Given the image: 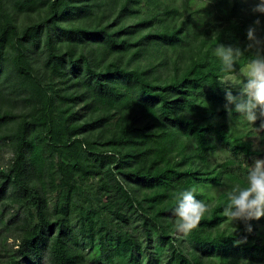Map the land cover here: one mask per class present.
Segmentation results:
<instances>
[{"label": "trees", "instance_id": "16d2710c", "mask_svg": "<svg viewBox=\"0 0 264 264\" xmlns=\"http://www.w3.org/2000/svg\"><path fill=\"white\" fill-rule=\"evenodd\" d=\"M257 2L0 0V147L13 151L0 164V224L19 235L0 264H264V217L233 235L221 215L264 129L234 125L213 54L217 43L245 47L258 17L264 35ZM33 12L24 26L14 20ZM179 45L184 67L169 79L124 64L132 49L166 62ZM88 182L101 205L83 202ZM193 186L214 204L184 234L173 197Z\"/></svg>", "mask_w": 264, "mask_h": 264}, {"label": "clouds", "instance_id": "9594fccd", "mask_svg": "<svg viewBox=\"0 0 264 264\" xmlns=\"http://www.w3.org/2000/svg\"><path fill=\"white\" fill-rule=\"evenodd\" d=\"M252 11L264 14V0H258ZM261 33V20L258 17L247 29L248 43L245 47L217 43L213 48V54L219 59L221 71L225 74V79L219 80L225 91V110L229 117L233 113L239 114L234 125L246 123L257 133L264 129V120L259 128L255 127V122L264 118V35ZM213 37L218 41L219 33ZM236 86H239L238 94H234L232 90ZM185 114L187 113H182ZM254 137L260 139L259 135ZM253 147L254 150H259L258 145L254 144ZM196 193L197 188L193 186L174 194L175 229L180 233H189L209 209V205L198 199ZM223 195L226 202L221 215L231 223L235 230L233 235L241 223L251 233L253 227L250 222L264 217V158H255L251 164L247 163L243 179L234 183ZM244 242L246 237L235 241L236 244ZM237 264L251 262L241 258Z\"/></svg>", "mask_w": 264, "mask_h": 264}, {"label": "rangeland", "instance_id": "374dc122", "mask_svg": "<svg viewBox=\"0 0 264 264\" xmlns=\"http://www.w3.org/2000/svg\"><path fill=\"white\" fill-rule=\"evenodd\" d=\"M199 2H200V0H199ZM44 12L42 11L41 15H44ZM2 14H4V13H0V15H2ZM31 15L32 16L25 15L23 13H14V20L20 26H24L25 23H28L32 19L36 18L38 13L33 12V13H31ZM188 39H192V36H188ZM182 49H183L182 45H179L175 49L174 54H172L171 49H170L168 51L166 62H162L163 61L162 58L154 60L152 57L153 53L150 54L149 59L153 63L152 65L149 64L147 59H142V57L135 58L134 55L136 54V52L134 51V49H132L129 53L124 54L126 57V60H124V64L129 65V67H134V66L140 65V67H142V68L150 69L149 73H148L150 77H155L158 81L166 80V79L171 78L177 72V70H179L181 72L182 68L184 67L183 57H180V53H181ZM184 49H185V47H184ZM163 50L165 51V48ZM95 53H96L97 59L100 63L109 61L110 57L112 56V55H107V53H104V51L101 48L95 49ZM238 87L239 86L234 87L233 90L238 91ZM19 104H21V103H19ZM82 106L83 105L80 104L77 108H80V110L83 111V113H84V112H86V110ZM260 132H261V130H260ZM255 144L258 145V149L261 150V153L258 154L255 158H264V145L261 144L260 141H257ZM215 157L221 158V152L217 151L215 153ZM12 158H13V151L11 150V148L7 145L1 146L0 147V164L2 166H6L7 164H9V162ZM96 186H97V184L93 183V182L86 183V185H85L86 189L82 191L84 193L82 200L85 204H90V205L96 204L98 206L101 205V203H99L98 196L95 194L96 193ZM131 186L133 187V189H135L134 183H131ZM215 192H216V190L213 189V190L208 192V195L212 196L215 194ZM56 195H57V192H55V193L51 192V194H48V196H50L49 203H50L51 207L54 206ZM112 195L113 194H111V195L107 194V196H105L103 198V201L110 199L112 197ZM208 204L213 205L214 201L208 202ZM14 209L16 210V208H14ZM14 209H12L11 212H6L7 210L5 211L6 216L4 218V221H5V219H7L9 217L10 213H12L14 211ZM2 212H3V208H2V206H0V214ZM223 226L233 228L231 223L228 220L224 221ZM18 236H19L18 231L15 230V228H7L4 224H2V223L0 224V258L3 256L7 257L8 252L11 249L12 250L17 249L18 243H19Z\"/></svg>", "mask_w": 264, "mask_h": 264}]
</instances>
